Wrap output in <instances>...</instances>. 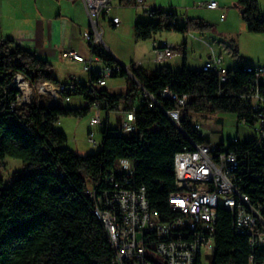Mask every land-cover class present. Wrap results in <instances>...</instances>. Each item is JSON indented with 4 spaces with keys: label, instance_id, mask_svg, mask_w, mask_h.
Wrapping results in <instances>:
<instances>
[{
    "label": "trees",
    "instance_id": "obj_1",
    "mask_svg": "<svg viewBox=\"0 0 264 264\" xmlns=\"http://www.w3.org/2000/svg\"><path fill=\"white\" fill-rule=\"evenodd\" d=\"M236 4L243 10L247 30L264 32V12L257 1L237 0ZM151 15L156 17L154 21L137 20L132 25L136 41L163 31L203 32L213 27L200 18H184L160 8H153ZM91 51L104 64L116 65L101 45ZM133 64L130 71L135 79L124 69L114 74L128 77L125 94H110L101 87L96 89L94 98L81 80L73 92L63 96L71 99L81 95L83 107H50L46 98L35 96L37 100L34 98L27 108H22L18 104L19 91L13 84L16 75H22L32 87L41 82H64L53 76L49 60L4 38L0 24V167L6 157L19 160L22 166L21 174L8 184L0 176V264H111L113 247L106 229L93 213V202L86 189L90 184L104 187L102 178L114 170L120 158L133 160L135 185L145 186L150 207L160 213L166 209L167 196L174 189V155L190 144L152 101L168 109L177 107L175 100L161 96L163 89L178 97L189 96L180 125L197 142L209 139L193 129L194 114L227 111L236 114L239 121L254 123V111L239 97L253 74L241 65L226 69L228 80L221 82L216 71L190 69L184 55L177 70L162 65L147 72ZM90 80L96 83V75L91 74ZM138 90L142 104L136 108L133 99ZM143 90L153 99L144 95ZM94 100H99L103 107L121 104L125 110L135 109L136 129L116 135L111 126H103L99 151L82 155L65 146L66 135L54 130L53 124L63 116H85ZM237 233L231 212L219 208L212 233V264L248 263V234Z\"/></svg>",
    "mask_w": 264,
    "mask_h": 264
},
{
    "label": "built area",
    "instance_id": "obj_2",
    "mask_svg": "<svg viewBox=\"0 0 264 264\" xmlns=\"http://www.w3.org/2000/svg\"><path fill=\"white\" fill-rule=\"evenodd\" d=\"M150 0H81L89 20V30L84 32L89 54L66 49L62 56L81 64L82 70L89 75L86 84L96 97V89L106 85V79L115 72L124 69L131 74V65L117 62L110 66L94 55L91 49L100 45L103 27L100 18H105L111 10L120 5H131L149 14L153 8ZM216 9L215 0L203 4ZM109 21L119 25V16ZM154 61L161 62L174 54L173 45L166 42L154 43ZM244 70L253 74L250 83L239 94L243 104L254 111V123L243 120L240 123L250 125L254 136L240 141L237 137L222 139L218 143L195 141L181 125V113L189 101L188 95L178 97L167 88L160 94L176 101V108H165L152 100L159 109L186 136L189 147H184L174 155V189L167 196V206L162 213L152 209L145 186H136L134 182V162L129 158H120L113 171L102 178L105 185L88 186L87 194L93 202L95 217L100 218L106 229L107 237L115 243V254L111 264H212L215 248H211V231L215 230L217 213L213 212V201H222L231 205V217H238V226L248 232L247 244L250 250L247 264H264V66L247 64L241 58L236 60ZM134 66H141L134 62ZM203 71H216L219 80H228L227 68L219 57L212 56L202 65ZM95 74L96 83H91L90 75ZM134 78V76H132ZM64 83L41 82L33 87L18 74L13 84L19 91L18 104L27 108L35 96L46 98V105H59L70 100L64 93L73 92L80 78ZM135 79V78H134ZM30 86V87H29ZM25 89L28 93L25 94ZM144 95H149L145 90ZM21 98V100H20ZM86 106L89 103H84ZM90 109L100 110V114L91 118V125L110 126V114L118 115L117 125L112 129L117 135L133 132L135 127V109L125 110L121 104L111 107L102 106L99 100L90 103ZM193 129L199 136L201 124L193 122ZM89 140L95 144L94 131L89 132ZM257 193L258 196H253ZM238 234V233H237ZM259 255V259L258 256Z\"/></svg>",
    "mask_w": 264,
    "mask_h": 264
},
{
    "label": "rangeland",
    "instance_id": "obj_3",
    "mask_svg": "<svg viewBox=\"0 0 264 264\" xmlns=\"http://www.w3.org/2000/svg\"><path fill=\"white\" fill-rule=\"evenodd\" d=\"M19 1L20 0H0V23L3 27L2 29H5L10 25V18L8 16L13 11L9 8L8 4L16 8L15 12L19 18L17 20L19 21V24L24 22L23 19L25 16L23 10H21L19 6L20 2H23L24 10L25 7H28V5L31 6V3L27 2V0ZM258 1L263 7L262 10H264V0ZM26 11L32 17V14H30L32 12L31 7ZM44 11L48 16L55 17L58 13H61V15H65L68 19H74L80 28V32L78 31L76 33L79 49L85 51L86 48H88L87 43L83 38V34L89 30V20L80 1H74L73 3L69 0H54V3H49L45 7ZM113 14L119 15L121 19L120 27H108V20ZM21 17H23V19H21ZM240 18L241 23H239V25H237L236 22H232V24H230L232 25V28L230 25H226V23H221L219 30L215 28L209 33L199 34L197 32H188V67L190 69L201 67L202 61L208 57V54L212 52V49L217 55H221L224 65L230 67L231 69L235 68L234 66L236 65L235 62L237 58H241L247 64L264 66V32H249L246 28V22L242 15H240ZM100 19L101 24L105 22L100 45L112 57L113 54L111 49L119 51L122 55H124L123 62L125 65L129 64V60L127 59H141L143 60L141 67L147 72H152L164 65L162 61L156 62L152 59L154 57L153 41L163 40L164 38H162V36H166L168 33L163 31L152 35V37L144 41H135L132 32V25L135 21H154L156 19L155 16H152L140 8L126 7L122 4L119 8L112 9L104 19ZM229 19L230 18H227V21H229ZM211 23L214 24L213 19ZM225 29H233V31L227 32ZM220 30H222L223 33H221L222 31ZM219 31L220 33H218ZM2 36L6 38L3 31ZM167 58L163 61H167ZM179 59L181 60L182 57ZM51 63L53 65L52 74L57 80H63L69 75L72 76V73L81 75V77L83 75L87 76V74L82 71L80 64L70 63V61L61 59L60 57L52 58ZM175 68V70L180 69L181 63ZM128 86L129 79L127 76L114 75L106 79L104 89L110 94H125ZM31 88L33 87L31 86ZM33 90L34 92L36 91L34 88ZM37 99L38 98L36 97L35 100ZM62 104L67 107H83V98L81 95H74L69 101H65ZM141 104V91L138 90L137 96L133 99V106L139 108ZM98 114H100L101 118L104 119V113L96 109H90L88 113L82 117L63 116L53 124V129L61 131L66 135L67 141L65 146L67 148L82 155L96 153L101 148L103 126H93L90 121L92 117ZM117 116L118 115L114 114V112L110 114L111 128L116 127ZM195 120L201 124L202 133L208 134L209 138L214 143H218L222 139L227 141V139L234 137H237L240 141H244L245 139L254 136L253 127L240 123L236 114L232 112L216 111L214 113H198L193 115V121ZM90 131H94V138L97 144H93L89 140ZM4 162L5 163L0 167V176H2L4 182L8 184L12 178L14 179L21 174L22 166L19 160L10 157H6ZM211 248H214V244L212 242Z\"/></svg>",
    "mask_w": 264,
    "mask_h": 264
},
{
    "label": "crops",
    "instance_id": "obj_4",
    "mask_svg": "<svg viewBox=\"0 0 264 264\" xmlns=\"http://www.w3.org/2000/svg\"><path fill=\"white\" fill-rule=\"evenodd\" d=\"M78 1L81 2V0ZM207 1L209 0H150L148 6L152 8H160L161 10L173 11L184 18H200L213 26L212 29H208L203 32L191 31L192 33H196V32L199 34L209 33L210 31H213V29L215 28L219 30L220 29L219 26L221 23L223 24L226 23V25L228 24V26L232 24V22L234 23L236 22L237 25L241 23L240 15L242 14L240 13V9L236 4L237 0H215L218 4V7L216 9H209L205 7L203 4ZM256 1L260 10L264 12V10H262L263 7L260 5L259 1L258 0ZM27 2L31 3V6L30 5H28V7L24 6L25 10L23 9L22 1L20 2L19 5L21 10H23L25 16L24 19H23L24 16L21 17V19H23L24 22H26V23L22 22L21 24H19V21H17L19 18L17 13L15 12L16 8L8 4L9 8L12 9L13 12L8 16L10 18L9 27L2 29L4 36L13 40L19 46L31 52H34L35 54L49 60L50 62L52 58L60 57L61 59L70 61V63L80 64L74 60L62 56V52L66 49L76 50L77 52L82 53L84 55L89 54V48H86L85 51L79 49L76 33L78 31L80 32V28L78 24H76L74 19L72 18L68 19L67 17H65V15L64 16L61 15V13L60 14L58 13L55 16L56 18L52 16H48L44 11L45 7L49 3L53 4L54 0H27ZM71 2L74 3V1ZM120 5L114 7L113 9L119 8ZM123 5L126 7L136 8L131 5H125V4ZM82 6L85 11L83 3ZM30 7L32 10V12L30 13L32 14V17L26 11L29 10ZM112 16H119V15L113 14ZM227 18H230L231 20L229 19V21H227ZM212 19L214 20V24L211 23ZM120 25H121V19L119 25H114L108 20V27L114 26L117 28L120 27ZM103 26H105V22L102 24V27ZM230 26L232 28V25ZM1 28L3 27L1 26ZM220 31L218 33H220ZM225 31L232 32L233 29H225ZM167 33L168 35L162 36V38H164L163 40L153 41V48H154V43L160 45L166 42L170 45H173L174 54L169 56L167 58V61H162V62L164 65L175 70L176 66L180 65V63L182 64L183 55L186 58V65H187L188 35L187 33H178V32H167ZM221 33H223V31ZM111 51L116 62H120L121 64L125 65V63L123 62L124 55H122L119 51H115L113 49H111ZM211 51L212 52L208 54V57L204 59V61H202V64L206 60L210 59L212 56H216L221 59L222 64L224 65L221 55L219 54L217 55L213 49ZM178 57L179 58L182 57V59L180 60ZM152 59L154 60V57ZM127 60H129V64L126 66H130L134 62H139L141 66L143 64V60L141 59H136V60L127 59ZM224 67L227 69H231L226 65H224ZM86 74L87 76L83 75L81 77V75L72 73V76L69 75L67 78L59 81L67 82L71 77H77L80 78L83 82H87L89 80V75L88 73ZM206 135L208 136L209 141L212 142L211 139L209 138V135L208 134Z\"/></svg>",
    "mask_w": 264,
    "mask_h": 264
},
{
    "label": "bare ground",
    "instance_id": "obj_5",
    "mask_svg": "<svg viewBox=\"0 0 264 264\" xmlns=\"http://www.w3.org/2000/svg\"><path fill=\"white\" fill-rule=\"evenodd\" d=\"M26 93H28L27 89H25V94ZM115 134L117 135V133H115ZM95 144H97V142ZM262 158H264V151H262ZM221 207L231 212V205L224 204V202H222V201H213V212L217 213V210L219 208H221ZM93 213L95 215L94 210H93ZM97 219L100 220V218H97ZM233 225H234V230L236 232H238L239 234H248V232L245 231V227L238 226V217H233ZM213 231L214 230L211 231V242H212V233H213ZM108 238L110 239V242H111V237H108ZM111 245L113 247V251H114V254H115V243L111 242Z\"/></svg>",
    "mask_w": 264,
    "mask_h": 264
},
{
    "label": "water",
    "instance_id": "obj_6",
    "mask_svg": "<svg viewBox=\"0 0 264 264\" xmlns=\"http://www.w3.org/2000/svg\"><path fill=\"white\" fill-rule=\"evenodd\" d=\"M240 13L242 14L243 10H240ZM48 106L52 107V106H56V105H48Z\"/></svg>",
    "mask_w": 264,
    "mask_h": 264
}]
</instances>
